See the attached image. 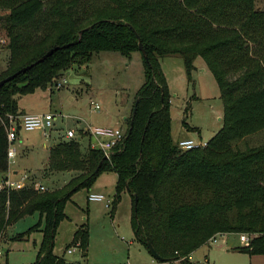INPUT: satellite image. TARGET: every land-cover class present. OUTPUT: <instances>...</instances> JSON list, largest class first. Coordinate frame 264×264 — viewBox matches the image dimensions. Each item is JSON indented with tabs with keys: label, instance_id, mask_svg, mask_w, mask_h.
Wrapping results in <instances>:
<instances>
[{
	"label": "trees",
	"instance_id": "16d2710c",
	"mask_svg": "<svg viewBox=\"0 0 264 264\" xmlns=\"http://www.w3.org/2000/svg\"><path fill=\"white\" fill-rule=\"evenodd\" d=\"M0 10V35L8 49L0 79L58 46L0 85V172L5 175L3 121L7 113H22L17 95L46 87L63 69L88 62L99 50L140 51L138 38L147 55L141 54L144 80L110 156L89 143L81 147L76 137L56 139L45 169L75 174L52 189L40 191L28 183L2 188L0 238L7 226L37 212L35 223L10 238L23 239L40 228L31 264H77L53 252L65 202L100 172L114 171L111 209L128 191L133 236L147 250L150 241L164 259L185 256L180 260L194 264L186 256L210 237L244 232L248 241L238 249L264 253V141L236 144L264 128V8L255 0H0ZM170 53L181 55L188 79L200 56L218 86L222 125L204 146L180 148L172 137L170 91L159 60ZM76 241L86 254L87 222L74 230Z\"/></svg>",
	"mask_w": 264,
	"mask_h": 264
},
{
	"label": "rangeland",
	"instance_id": "374dc122",
	"mask_svg": "<svg viewBox=\"0 0 264 264\" xmlns=\"http://www.w3.org/2000/svg\"><path fill=\"white\" fill-rule=\"evenodd\" d=\"M256 3L264 8V0H256ZM3 13L0 10V20ZM7 56V47L0 44V69L5 67ZM159 60L170 91L173 139L176 141L188 136L195 141L207 140L222 125L223 106L214 77L200 56L195 59L190 79L186 76L180 54H165ZM55 79L62 82L58 88L53 81L46 87L17 95L20 109L50 110L57 115L50 137L45 136L41 129L21 128L20 138L15 142L19 150L15 157L19 173L27 171L36 182L48 189L63 185L75 174L74 171L45 169L49 146L63 137L66 128H74V137L80 136L81 147L84 148L89 143L85 132L87 125L119 126L122 129L127 126L136 89L144 80L142 55L139 50L129 54L99 50L88 62L73 63ZM91 101H97L100 107L94 109ZM263 141L264 128L243 137L236 144L244 147ZM115 181L114 171H102L89 187H80L71 194L64 205L65 216L56 227L53 252L77 264H185L179 259L159 261L134 239L130 225L129 192L122 191L114 210L111 209ZM90 192H100L104 198L88 199ZM37 220L38 213L35 212L7 226L6 233L0 238V264H29L34 261L41 239L40 228L30 231L23 239L10 236L25 230ZM83 222H87L89 230L86 254H83L79 241L72 243L74 230ZM239 233L217 234L215 240H208L191 252L190 262L264 264V253L250 254L238 249L247 243V240H240ZM67 248L73 249L68 252Z\"/></svg>",
	"mask_w": 264,
	"mask_h": 264
},
{
	"label": "built area",
	"instance_id": "2783aa9c",
	"mask_svg": "<svg viewBox=\"0 0 264 264\" xmlns=\"http://www.w3.org/2000/svg\"><path fill=\"white\" fill-rule=\"evenodd\" d=\"M5 43V38L0 35V44ZM55 86L58 88L62 85L60 80L54 79ZM92 107L94 109L99 108L100 104L97 101H91ZM57 118V115L54 111H33V112H22V113H7L6 121H3L5 124L8 147H7V163L8 169L6 175L0 180V190L4 187L7 188H20L26 183L32 184L37 190H45L47 187L36 182L32 179L28 172H22L16 178L11 176L12 173V164L15 162V156L17 154V148L15 142L17 140V130L19 128H24L26 130L31 129H41L43 134L47 137L51 136V130L54 123V120ZM86 134L89 138V144L94 147H98L102 150L105 157L110 156L112 148L120 141L123 137V129L119 126H109V125H87ZM75 136V130L71 127L65 129L63 133L64 138H71ZM80 137V136H79ZM78 138V137H77ZM176 144L180 148H191L195 146H204L205 141H195L191 137H180L176 140ZM88 199L100 200L104 198V195L99 192H90L88 193ZM106 205H109L106 202ZM223 234V233H220ZM215 236L209 238V240H215ZM240 240L248 241L247 233H239ZM78 245V243H76ZM73 248H67L68 252H71ZM2 252L0 251V254ZM185 256H179V260L183 259ZM186 257L190 259L191 253ZM206 258V257H205ZM207 261V259H206ZM31 264V263H29Z\"/></svg>",
	"mask_w": 264,
	"mask_h": 264
},
{
	"label": "water",
	"instance_id": "95a60500",
	"mask_svg": "<svg viewBox=\"0 0 264 264\" xmlns=\"http://www.w3.org/2000/svg\"><path fill=\"white\" fill-rule=\"evenodd\" d=\"M58 46L57 45H54L52 47H50L48 50H46L41 56H39L36 60H34L33 62L31 63H28L22 67H20L19 69H17L16 71H14L13 73L11 74H8L7 76L3 77L0 79V85L3 84L5 81L11 79L13 76H15L17 73L21 72V71H24L26 69H28L30 66H32L34 63L44 59L45 57H47L48 55H50L52 53V51L54 49H56ZM138 47L141 51V54L144 56V58L147 59V55H146V52H145V49L140 41V39L138 38ZM137 102V99L135 100V103ZM133 111H135V107H133ZM129 131H130V128H129ZM135 204H136V196H135ZM147 247H148V250L150 252V254L155 258V259H158V260H161V261H166V259H164L163 257H161L159 255V253L155 250V248L153 247V245L151 244L150 241L147 242Z\"/></svg>",
	"mask_w": 264,
	"mask_h": 264
},
{
	"label": "crops",
	"instance_id": "0c3cea01",
	"mask_svg": "<svg viewBox=\"0 0 264 264\" xmlns=\"http://www.w3.org/2000/svg\"><path fill=\"white\" fill-rule=\"evenodd\" d=\"M255 2H256V0H255ZM257 4V3H256ZM258 5V7H260L261 8V6L259 5V4H257ZM22 110V112H33V111H38V110H24V109H21ZM50 111V110H49ZM71 128H73V127H71ZM21 128H19L18 129V133H17V138L19 139L20 137H19V135H20V133H19V130H20ZM38 129V128H37ZM37 129H33V130H37ZM74 129V128H73ZM39 130V129H38ZM51 132H52V130H51ZM185 137H188V136H185ZM78 138H80L79 136H78ZM88 142H89V138H88ZM43 145L44 146H46L47 144H46V142L45 141H43ZM19 150L17 149V154H16V156L18 155V152ZM15 156V157H16ZM17 160H15V162L12 164V173H11V176L13 177V178H16V177H18L19 175H20V169L18 168V166H17ZM22 172H27V171H25V170H23ZM21 172V173H22ZM5 176V173H2V172H0V180L3 178ZM14 176H16V177H14ZM29 176H30V174H29ZM31 177V176H30ZM32 178V177H31ZM33 179V178H32ZM100 193V192H99Z\"/></svg>",
	"mask_w": 264,
	"mask_h": 264
}]
</instances>
